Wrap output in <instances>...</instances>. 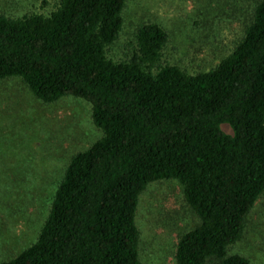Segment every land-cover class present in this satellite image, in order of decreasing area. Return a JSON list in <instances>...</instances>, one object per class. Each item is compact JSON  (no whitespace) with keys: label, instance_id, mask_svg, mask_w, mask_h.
Masks as SVG:
<instances>
[{"label":"trees","instance_id":"obj_1","mask_svg":"<svg viewBox=\"0 0 264 264\" xmlns=\"http://www.w3.org/2000/svg\"><path fill=\"white\" fill-rule=\"evenodd\" d=\"M125 3L0 12V79L19 77L44 104L83 100L99 133L67 159L35 239L0 264H149L139 202L168 179L198 218L178 238L176 263L253 264L231 246L264 194V0L231 52L196 72L164 58L159 22L139 26L129 58L110 57Z\"/></svg>","mask_w":264,"mask_h":264},{"label":"rangeland","instance_id":"obj_2","mask_svg":"<svg viewBox=\"0 0 264 264\" xmlns=\"http://www.w3.org/2000/svg\"><path fill=\"white\" fill-rule=\"evenodd\" d=\"M58 1L0 0V12L48 13ZM256 1L126 0L122 29L108 54L129 58L137 29L152 21L168 33L166 60L191 72L212 68L243 35ZM98 135L83 100L66 97L44 104L19 77L0 79V261L14 257L35 239L67 159ZM137 223L141 260L177 264L178 238L198 218L185 203L181 185L168 179L151 183L142 193ZM231 251L249 257L253 264H264V194Z\"/></svg>","mask_w":264,"mask_h":264}]
</instances>
